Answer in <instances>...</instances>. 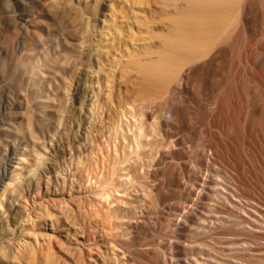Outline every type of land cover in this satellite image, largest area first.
<instances>
[{
  "label": "bare ground",
  "instance_id": "bare-ground-1",
  "mask_svg": "<svg viewBox=\"0 0 264 264\" xmlns=\"http://www.w3.org/2000/svg\"><path fill=\"white\" fill-rule=\"evenodd\" d=\"M100 3L93 32L96 42L91 41L95 51L86 47L85 40L77 45L80 53L88 48V56L96 55V64L89 67L92 75L88 74L93 85L99 88L110 82L103 100L93 98L97 105H105L99 109L107 111L106 127L117 135L119 129L123 144L118 146L121 153L112 155L119 154L106 178L95 167L106 184L99 192L122 205L108 204L99 194L109 205L106 222L101 223L104 232L90 235L79 230L74 240L68 238L72 222L59 220L50 211L48 218L56 215V219L50 220L48 229L63 231V243L74 245L70 255L66 248L67 260L70 264H264V0ZM54 64L47 62L43 68L52 73ZM27 66L37 78L39 68L33 63ZM111 66L115 69L109 70ZM86 100L80 103L83 121L92 105ZM0 129L11 130L1 125ZM119 163L128 177L125 185L122 179L117 181ZM14 168L9 176L7 170L0 172V207L17 195L14 184L21 171ZM81 187L77 193L82 205L87 187ZM114 193L121 195L119 200ZM157 237L165 238L162 246L175 258L169 250L168 255L160 251ZM51 253L48 264H57ZM110 254L114 263L109 262Z\"/></svg>",
  "mask_w": 264,
  "mask_h": 264
},
{
  "label": "rangeland",
  "instance_id": "rangeland-1",
  "mask_svg": "<svg viewBox=\"0 0 264 264\" xmlns=\"http://www.w3.org/2000/svg\"><path fill=\"white\" fill-rule=\"evenodd\" d=\"M101 1L103 0H0V125L11 128V130L0 129V172L7 170L5 173L9 176L12 175L14 167L19 168L21 166L19 169L16 168L17 171H21V174L18 175L19 178L17 176L15 179L18 182H14V187L18 184L16 187L18 190H21L14 191L17 195L13 194L14 196L10 197L13 198L12 200L4 198V206L0 207V264H48L47 258L50 252H52L53 257H56V259L54 257L55 263L70 264L65 254L67 250L70 252L67 253L68 255L74 253V245L68 244L69 247H67V244L63 243L66 241L62 237L64 235L63 231L53 232L48 229L50 227V220L57 218L72 222L71 233L68 234V238L69 240H74L76 238L75 235L82 232V230L90 235L98 234V231L104 232L101 231V228H103L101 223L104 225L106 222L105 213L107 212L106 209L108 210L109 208L108 204L114 202L117 205H122L121 201L117 198V196H121L117 195L119 193L115 195V192L113 194L120 201L115 202V197L113 200V197H106L105 194L99 192L103 191L106 187V184H102L100 181V176H107L110 173L109 171L114 166V158L121 153L118 146L123 144L122 138H120L121 131L119 133L118 129V136L113 130L111 131L107 128L109 125L105 105L101 103L100 105L105 108H102L103 110L99 109L101 106L97 105L98 101H96V98L104 99L103 96L110 89V82L104 81V86L99 85L102 88L101 90L99 86L100 89L96 88V83L93 85L92 76H88V74L92 75L90 70L96 64V55H94L95 53L92 50L90 51L92 53L88 56V46L91 47L90 49L93 46V50L95 51L94 44L96 37L94 33L96 27L94 26H96L95 19L98 16ZM87 38L90 40L88 39V41ZM81 40L87 41L85 45L88 48L87 52H84L85 56L84 53L78 51L77 44ZM89 42L90 45H88ZM116 55L115 61L118 60L120 53ZM50 61L53 64L55 63L51 69L53 70L52 73L43 68ZM30 63L35 64L39 68L38 70H41H37L35 75L37 78L35 79L30 73V68L27 66ZM114 66H111L109 70L115 69ZM4 67H6L7 71L2 69ZM14 70L15 73L12 75ZM21 70L22 72L20 73ZM9 71H11L10 74H8ZM3 73H5V76ZM19 74L20 77H18ZM42 74L44 75L42 76ZM2 75L4 79H2ZM7 75H9V78ZM3 80L4 82H2ZM86 83L92 84L88 85ZM81 84L88 86H85V89L82 91ZM93 92L96 93V96ZM101 94L103 95L101 96ZM93 97L96 98L94 99ZM82 100H86L92 104L85 121L80 116V103ZM93 101L96 102V105ZM96 106L98 108L97 111L100 110L101 116L104 113L103 118L100 115L98 116L99 113L95 109ZM93 113H95L94 116L91 115ZM89 121L92 122L90 123ZM107 129L109 133H113L109 134ZM124 131L127 132L125 129ZM114 135L118 137L115 139ZM108 136L112 137H109V139ZM113 138L115 142L112 141ZM15 142L16 144H14ZM113 143L119 145L116 146ZM113 145L119 152L117 150L114 151L115 147ZM188 145L190 144L188 143ZM25 147L27 151H24L26 150L24 149ZM107 148L110 149V152ZM128 150L130 151L131 149L128 147ZM114 152L119 154L115 153L114 157L112 156ZM109 153H111L112 157ZM22 157H25L26 160H24L26 162L20 160ZM106 160L107 162L108 160L109 162H113V164L111 162L110 164L109 162L107 163ZM120 164L116 165L119 167L118 172L121 171L120 180L117 179L116 175H112V179L116 178L119 183L122 179L121 183L125 185L128 177L125 174L126 170L122 171V166H119ZM95 166L98 167V170L100 169V176H98L99 173ZM103 167L104 169L106 168L105 171ZM22 169L24 170L22 171ZM88 170L90 174H93L92 177L88 173ZM101 170L104 172L102 173ZM91 171L93 172L91 173ZM122 172H124V175ZM94 173H96L95 176ZM122 176H126L124 181ZM101 178L104 179L103 176ZM1 184L0 191L3 187ZM81 184H83L82 187H87L86 192L81 194L82 196L86 194L85 198L83 197V201L85 202L82 205V199L80 200V196L77 193L78 186L81 187ZM98 184L100 185L99 187ZM101 185L104 188L101 189ZM98 188L99 190L94 191ZM130 189L132 190V188ZM132 193L134 192L132 191ZM99 194L104 195L105 199L110 202L107 204V201L103 200V196ZM116 204L114 205L116 206ZM50 211H52V214L54 212L57 217L55 215L56 218L52 217L49 219L48 214ZM62 211L63 213H61ZM64 217L69 218L66 219ZM100 219H103V221ZM55 226L57 227L56 230L60 228L56 223H54ZM79 230L80 232H78ZM164 239L161 237L157 239L161 241H159L160 251L163 252L164 250L166 252L169 250L171 252L170 249L163 248L162 244L166 241ZM157 240L155 241L156 244H158ZM149 245L151 246V244H147L146 246ZM169 251L165 254L168 255ZM171 253L169 256L172 259L175 258L173 252ZM113 257L111 254L108 256L109 259H112H110V263L115 262V258Z\"/></svg>",
  "mask_w": 264,
  "mask_h": 264
}]
</instances>
